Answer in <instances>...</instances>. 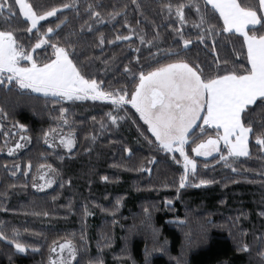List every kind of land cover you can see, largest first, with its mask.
Returning <instances> with one entry per match:
<instances>
[{
	"label": "trees",
	"instance_id": "1",
	"mask_svg": "<svg viewBox=\"0 0 264 264\" xmlns=\"http://www.w3.org/2000/svg\"><path fill=\"white\" fill-rule=\"evenodd\" d=\"M28 2L59 9L56 16L40 23L42 30L65 20L66 24L58 31L62 35L74 33L70 39L76 42L75 53L82 73L98 82L104 81L100 84L104 89L127 86L131 90L133 85L125 81L123 65L136 64L137 55L141 64L153 62L139 36L151 39L159 33L157 43L161 49L182 47V41L179 45L176 43L174 28H179L180 24L174 15L175 9L171 17L161 12L160 4L168 0H139L143 14L134 10L131 0ZM171 2L175 5L182 0ZM240 2L248 5L255 4L256 0ZM88 3L105 5L97 9L105 17L113 7L120 9L127 4V16L96 23L95 18L89 19ZM63 4L77 5L79 12L75 8H62ZM185 14L189 23L183 31L193 33V43L182 59L200 63L207 75L215 74L213 62L217 57L220 61H229L227 65L221 63V68L248 66L242 36L225 33L216 37L219 45L213 51V37H206L204 43L197 40L191 26L195 11L189 13L186 8ZM23 21L20 16L7 25L0 18V28L22 30L26 28ZM126 24L134 29L131 40L116 41L117 34H129ZM17 35L27 44L32 34L18 31ZM101 35L105 38L103 45ZM137 48L139 53L135 51ZM151 51L155 53L156 49ZM42 52L43 48L37 49V53ZM47 54L51 55L50 48ZM162 55L158 54L157 59H162ZM62 106L68 109L66 125L59 119ZM0 108L7 113L6 118L0 117V226L6 227L9 236L12 229H17L21 241L31 245L25 253H17L14 246L0 241V264H50L53 241L59 244L73 235L80 248V264L97 258H102L103 264H177V259L185 264H258L256 238L264 234V215H261L264 211V176L261 175L264 151L252 134L251 155L241 157L234 164L236 172L223 166L219 154L195 157L197 173L190 176L191 182L198 184L203 178L214 179L215 183L183 188L178 194L182 163L177 164L170 154L158 151L154 143H149L155 138L131 105L120 113L124 118L117 126L112 125L106 115L111 110L110 101L57 103L50 97L19 89L13 82L0 87ZM252 119L257 121L259 131V113ZM102 122L106 125L103 129ZM21 124L25 125L24 129L19 127ZM50 128L72 133L74 148L68 152L45 144L42 132ZM19 139L23 147L9 154L8 148ZM125 148L132 150L130 160ZM188 150L192 155L190 147ZM175 155L179 158L178 153ZM153 158L155 162L150 163ZM40 164L46 167L50 164L57 170L56 182L49 190L40 191L33 186L39 182ZM141 164L150 171L131 170ZM104 176L108 180L102 179ZM117 199L121 200L119 210L114 215L105 211L113 209ZM85 206L91 215H84ZM145 208L151 213L150 221H146ZM34 211H47L49 215H33ZM180 221L185 223L181 226ZM82 234L84 241L80 240ZM103 237L110 238V246H103L106 242ZM240 242L252 246L251 255L237 251ZM161 247L163 251L158 250Z\"/></svg>",
	"mask_w": 264,
	"mask_h": 264
},
{
	"label": "snow or ice",
	"instance_id": "2",
	"mask_svg": "<svg viewBox=\"0 0 264 264\" xmlns=\"http://www.w3.org/2000/svg\"><path fill=\"white\" fill-rule=\"evenodd\" d=\"M131 3L135 5V11L143 14V6L139 0H131ZM61 7L75 8L77 13L79 12L77 5L63 4ZM104 7L103 4L88 3L86 11L89 19L95 18L94 22L100 23L105 19L114 21L120 15L127 16V4L120 9L113 7L107 17L102 16L97 10ZM160 8L161 12H166L169 17L173 15L175 9L174 15L180 24L179 28H174L178 38L176 43L179 45L182 41V47L161 49L157 43L159 33L151 39L146 35L139 36L141 45L147 46L153 62L147 65L141 64L140 56L137 55L136 64L123 65L125 81L133 85L131 90L127 86L104 89L100 87L104 81L98 82L97 79L82 73L75 53L76 42L70 39L74 33L62 35L61 31H58L62 24H66L65 20H60L55 27L48 26L46 30H42L43 25L40 22L56 16L59 11L57 7L42 8L28 0H0V18H3L5 24L10 25L20 16L24 17L23 23L26 24V28L22 30L0 28V87L15 82L19 89H29L33 93L43 94L44 97H50L57 103L86 99L110 101L111 110L106 115L111 124L117 126L124 118L120 113L126 112L128 105H131L155 138L149 143H154L158 151L170 154L177 164L182 163L183 174L180 176L177 188L179 194V190L183 188L215 183L214 179L203 178L198 184L191 182L190 176H195L197 173L195 157L207 158L217 153L223 166L232 168V171L236 172L237 168L234 164L241 157L247 158L251 155L250 134L254 136L260 150L264 151V0H256L255 4L248 5L241 3L240 0H186V2L182 0L174 5L168 0L166 3L162 2ZM186 8L189 13L195 11L196 18L191 21V26L195 29L197 40L204 43L206 37H213V51L219 45L216 37L225 33L242 36L243 45L247 49L248 66L241 64L239 67L234 65L232 68H221L219 67L221 63L227 65L229 61L227 59L220 61L217 57L213 62L215 74L207 75L200 63H190L182 59L183 53L189 50V46L193 43L191 39L193 33L186 34L183 31L184 26L189 23L185 14ZM257 25L259 28L256 27ZM125 26L129 28V34H117L116 41L131 40L134 29L130 25ZM18 31L32 34L27 38V44L17 35ZM112 42L108 41V43ZM104 43L105 38L101 35L100 44ZM41 48L43 52L37 53V49ZM49 48L51 55L47 54ZM152 48L156 49L155 53L151 51ZM135 51L139 53L140 49L137 48ZM161 53L162 59H157V55ZM7 91H12V88H7ZM59 111L61 113L59 119L63 124H68L66 115L68 109L62 106ZM257 112L260 115L259 131H257V121L252 119ZM0 117H7L3 108H0ZM105 126L104 122L100 125L102 129ZM19 127L24 129L25 125L21 124ZM54 132H56L54 128L42 132L44 143L50 148L56 147L54 143L56 137L50 136ZM59 143L70 152L74 147L75 138L71 135H62ZM21 147L22 144H15V148ZM189 147L192 155L189 154ZM124 151L129 153L130 160L132 150L125 148ZM11 152L12 149H9V154ZM176 153L179 154V158ZM152 162H155V158L150 161ZM31 167L29 162V170ZM39 169L43 170L40 179L44 183L34 184V187L44 189L56 182L57 170L50 164L47 167L45 164H40ZM16 170H19V166H16ZM131 170L150 171L143 164ZM12 174L15 175V171ZM261 175L264 176V172ZM102 179L108 180V177L104 176ZM120 204L121 200L117 199L116 206L105 211H111L114 215L119 210ZM144 213L146 221H150L149 209L145 208ZM32 214L49 215L47 211L42 213L34 211ZM91 214L85 206L84 215ZM261 215H264V211ZM179 223L182 226L185 222ZM199 227L203 230V225ZM103 239L106 241L103 246H110V238L103 237ZM80 240L84 241L83 234ZM0 241H6L9 246H14L17 253H25L31 246L21 241L17 229H12V234L9 236L5 226H0ZM256 241L258 264H264V234L257 237ZM53 245L50 251L56 255L50 257V264H80L78 259L80 248L75 242L74 235L58 245L53 241ZM97 246L101 247L99 243ZM158 250L164 249L161 247ZM237 251L251 255L252 246L247 242H240ZM88 264H103V260L90 259ZM177 264H185V262L177 259Z\"/></svg>",
	"mask_w": 264,
	"mask_h": 264
},
{
	"label": "rangeland",
	"instance_id": "3",
	"mask_svg": "<svg viewBox=\"0 0 264 264\" xmlns=\"http://www.w3.org/2000/svg\"><path fill=\"white\" fill-rule=\"evenodd\" d=\"M24 18V17H23ZM49 18V17H48ZM42 22V21H41ZM40 22V23H41ZM5 75H7V74H5ZM29 90V89H28ZM36 94H39V93H36ZM39 95H43V94H39ZM86 100H91V99H86ZM81 101H85V100H81ZM93 101V100H92ZM99 101H106V100H99ZM68 136V135H71V136H73L74 137V135L72 134V133H68V132H65L64 130H62V129H57L56 130V132H54V133H51L50 134V136H55L56 137V139H55V141H54V143H55V145H56V147H62V148H64L62 145H60V143H59V138H60V136ZM16 143H20L21 144V141H20V139L18 140V142H15L13 145H11L9 148H8V150L9 149H12V152L13 151H15L17 148H15V144ZM74 146H75V144H74ZM74 148V147H73ZM72 148V149H73ZM65 149V148H64ZM71 149V150H72ZM66 151H68L67 149H65ZM9 152V151H8ZM69 152V151H68ZM215 154H217V153H214L213 155H215ZM211 157V156H210ZM201 158H204V157H201ZM208 158V157H207ZM43 171V170H42ZM49 175H51V173H49ZM44 183V181L43 180H41L40 179V177H39V182H38V184L37 185H39V184H43ZM55 184V183H54ZM54 184H52L50 187H47V188H44V189H40L39 187V190L40 191H44V190H49L50 188H52L53 186H54ZM58 245V244H57ZM56 255V253H52L51 254V257H54Z\"/></svg>",
	"mask_w": 264,
	"mask_h": 264
},
{
	"label": "crops",
	"instance_id": "4",
	"mask_svg": "<svg viewBox=\"0 0 264 264\" xmlns=\"http://www.w3.org/2000/svg\"><path fill=\"white\" fill-rule=\"evenodd\" d=\"M257 26H258V25H257ZM257 26H256V27H257ZM249 27H251V26H249ZM250 135H251V134H250ZM250 135H249V141H250Z\"/></svg>",
	"mask_w": 264,
	"mask_h": 264
}]
</instances>
